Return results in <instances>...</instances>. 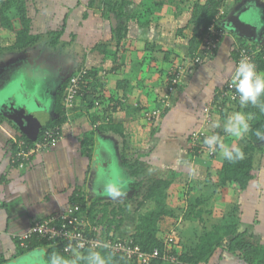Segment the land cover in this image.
<instances>
[{"label":"crops","instance_id":"obj_1","mask_svg":"<svg viewBox=\"0 0 264 264\" xmlns=\"http://www.w3.org/2000/svg\"><path fill=\"white\" fill-rule=\"evenodd\" d=\"M34 1L42 3L40 4V9H35V14L31 15L33 12L30 13V8H28L29 16L33 20V33L47 35L50 33L49 30L54 23L53 18L60 17L61 22L59 25L66 19L65 35L70 34L68 37H65V35L63 37L64 49L72 48L73 46L74 49H77V47L82 49L80 60L69 57L68 67L73 68L70 74L64 80L61 75L58 76L59 80L55 78L54 81L58 82V89L53 97L56 98L65 81H68L82 66L98 74L87 83L84 90V95L88 94L95 99V105L89 108L87 101L83 99L84 95L79 98L76 108L68 112L69 120L62 127V139L50 150L31 157L24 164V167L17 165V156L14 157L15 154H13V143L23 132L25 133V129L23 130L20 124L11 120V116L15 110H17L18 114L25 116V119H29L31 115L34 116L35 114L31 112L30 105L20 100L19 96L14 99V102L11 101L12 105L9 103L10 113L0 111V114L5 118L0 123V257L7 260L5 264L28 256L34 251L44 250L43 248H38L22 254L21 238L31 231L34 225L43 223L51 217H58V215L65 213L74 204L77 205V199L85 198L89 205L93 202L99 204L96 209L99 212L96 215L95 229L108 232L110 229L107 228L108 225L103 219L104 212L102 208H104V205L108 204L109 208L112 205L117 206L110 210L125 208L124 214H127V206L134 205V202H138L141 197L140 194L135 193L137 190H135L134 186H138V190L142 193L152 178L171 179L174 185L175 178L177 179L185 174L180 170L182 164L179 162L184 163L186 160L182 158L184 155L181 153L188 151L189 141L194 146V141L190 138L193 132L204 130L203 128L206 130L209 126L204 111L207 107L210 108L213 115L211 123L215 121L214 117H218L215 114L218 109L214 103L215 92L217 89L224 88L225 84L231 80L235 69L232 51L236 35L232 33H227L217 56L212 61L196 67H193L187 58L177 57L178 59H176L175 56L172 57L173 54L167 50L161 52V57L157 56L155 60H152L153 57L141 59L142 55L138 52L141 51L144 43L137 36L132 40L127 39V42L124 40L123 51L125 56L119 58L116 62L113 57L107 56L102 52L104 48L100 46H103V44L96 42L98 39L103 38L95 33L103 29L105 27V19L108 20L103 16L102 0H100V3H95V0ZM48 5H50L51 9ZM256 5L255 0H241L237 3V6L228 8L225 20L233 12L246 8L247 12L245 14L248 16L247 18H254L256 23L260 25L261 32H263V8H259ZM166 6L168 7V5H165L158 10L163 11ZM131 8L136 9L137 7L132 6ZM112 16L114 17V14H111L110 21H112ZM248 22L251 23L250 21ZM132 25L135 27L133 23L129 25L128 36H131ZM156 25L158 26L159 24L154 21L149 27L137 26V29H139L137 32L146 34L150 30L154 33L158 29ZM252 25L255 26V23ZM84 30L87 31L84 33ZM69 37L70 39L76 37L79 41L77 43L79 46L68 41L67 38ZM186 40L188 39L183 40L184 45H186ZM186 42L189 44L188 41ZM252 43L260 44L259 41H252ZM47 45L48 42L45 41L38 45L36 50L40 52L47 50ZM107 47L111 52L116 53L117 49L115 47H109L108 45ZM52 50L53 53L60 54L55 49ZM9 53H1L0 59H3ZM167 53L171 55L169 62L164 61ZM23 54L24 52L16 53L19 56L16 63H19L20 59L25 56ZM11 55L13 54L8 56L10 57ZM173 62L179 63V65L182 62L184 67L192 68L189 75L183 79L182 84L176 88L172 93L173 95H170L167 106H169L170 101L173 103L172 100H175V104L176 102L182 104L180 107L178 104L177 107L172 104L175 106L174 108L172 107L173 109L171 108L172 110H169V108L165 109L167 113L160 120L158 132L148 137L147 132L152 127V121H147L144 113L165 106L162 102V96L166 95V77L169 76L171 66L174 67ZM5 64L7 63L2 65L0 63V78L2 75L4 76L7 70L14 67L13 64L8 66ZM47 65L50 67L51 64L47 63ZM57 69L56 71L58 72L62 67L58 66ZM18 86L21 92L23 90L27 91L22 84L21 86L18 84ZM9 87L5 91L0 89V93H6L4 96H0V99L5 96H14L12 89L9 90ZM170 111L171 114H180L184 117L181 119L180 128L184 132L187 131V136L186 139H182V142L179 141L181 138L178 136L166 133V115ZM55 116L56 113L53 107L52 113L49 116L42 117L44 120H40L41 125L37 127L38 135L43 125L55 118ZM196 123L198 124L196 125L197 127H195ZM107 124L123 125L125 130L130 133L134 132L135 136H127L128 138L125 141L124 138L110 131V129L105 130V125ZM191 126L194 127L191 128ZM102 127L104 129L100 131L98 128ZM89 133H94L93 145L89 151H85L83 149L84 136ZM33 138L35 137L33 136ZM176 145H180V147L176 148ZM226 147L235 148L230 146L229 141ZM218 151L219 149L217 150V163L220 162L221 169L225 158L221 150ZM126 154L130 156L128 165L123 160V155L125 156ZM203 155L204 153L198 156L193 155L192 151L189 153V161L193 163L198 161L197 159H203ZM142 158L145 159L143 160ZM142 163L146 164V166H143ZM263 171L264 158H256L253 171L254 179L251 181L254 184L253 190H248L251 184L246 191L242 192L229 187L221 188L223 197L219 201L226 204H237L239 201L235 202V200H240V203L241 200H245L240 205L241 214L239 221L234 219L235 221L233 222H237L239 232H247L246 240L257 241L255 243L260 242L261 244H264V201H262L264 195H261V192H264ZM105 180H108L110 185L106 184ZM109 188L119 191L120 195L113 197L109 194ZM132 201L133 203L129 204ZM260 210H262L261 213H259ZM82 214L87 215V212L82 211ZM124 214L123 217L120 216V220L123 219L122 225L124 227H129L130 225L124 219ZM87 217L89 216L87 215ZM109 218L113 220L112 214H110ZM198 223L200 222L189 221L188 226H196ZM134 229L135 227L125 229L123 235H127V238H129L133 234ZM197 235L199 234L197 233ZM191 237H189L190 240H192ZM127 238L120 236V239ZM207 264L247 263L239 255L220 249L211 257Z\"/></svg>","mask_w":264,"mask_h":264},{"label":"trees","instance_id":"obj_2","mask_svg":"<svg viewBox=\"0 0 264 264\" xmlns=\"http://www.w3.org/2000/svg\"><path fill=\"white\" fill-rule=\"evenodd\" d=\"M227 1L180 0L178 2V0H102L104 8L103 16L110 19L111 14H114V17L119 20L120 23L115 29L113 28L114 37H118L116 53L114 54L111 52L107 45L100 47H103L104 50H102V52L107 56L113 57L114 61L123 58L125 54L124 51L121 50L120 44L128 36L129 25L134 23L140 27H149L154 22L153 14L155 10L161 9L164 5L170 4L176 6L179 9V13L185 12L186 9L192 10V20L190 25L179 30L177 35L183 39H188L189 49L186 58L189 61H187L191 63L193 67L205 64L212 61L217 56L221 45L220 43H222L227 33H230L223 28L221 24L228 14L227 7L229 6V3H227ZM236 1L239 3L241 0ZM132 6H136L137 8L134 11H131L129 8ZM14 13H16L20 21V29H16L15 27L11 16ZM123 21L126 23L124 24ZM65 33L66 19L62 21L57 30L50 32L47 35L34 34L33 20L29 16L27 0H0V40L4 44L3 47H1V51L4 53L26 52L45 41L48 42V46H50L51 49H55L62 44ZM235 37L236 41L232 51L234 68L236 67L239 58L237 50L249 46L255 49L259 46L256 43L247 45L246 39L238 36ZM217 41H219L218 44L213 48L212 45ZM155 59L156 58H152V60ZM170 60L171 55L170 53H167L164 57V61L169 62ZM182 62H180V65L179 63L173 62L174 67L169 73L165 91L166 95L164 96L173 95L172 93L182 84L183 79H185V77L191 72L192 68L190 69L187 67V69L182 65ZM254 64L257 71L264 74V46L254 60ZM180 70H183V74L181 75L180 81L175 84L173 79ZM89 75L95 78L98 74L95 71L90 70ZM232 80L233 77L225 84L224 88L217 89L215 92L214 103L219 110L225 111L233 108L235 105L237 106L239 104L238 107L241 105L239 99L231 102L226 96H223V93L227 91L230 85H232ZM67 84L68 81H65L56 95L54 105L56 113L55 118L46 122L39 135L35 138L23 132L13 143L14 157L18 155L23 147L20 146V141L25 142L27 145H33L35 141L41 140L47 129L63 127V125L68 122L69 117L64 102ZM172 89H174V91L171 92ZM233 90L236 91L235 88ZM164 96H162V99H164ZM83 99L87 101L89 108H92L95 105V99L90 95H84ZM260 105H264V96L259 99L258 105H247L245 112L251 116L250 127L245 139V144L237 147L243 151L244 157L234 161L225 159L222 168L218 172V182L211 186L212 191L210 193L212 195L216 194L219 189L226 187L241 192L246 191L251 181L254 179L253 171L255 168L256 156L259 154L264 155V149L260 146L262 140H259L256 136L257 130L264 132V110H261ZM157 110L159 113L152 120V127L148 132L146 131L148 137L153 136L158 132L160 120L164 116L162 108ZM152 111H146L144 117ZM224 116L227 117V114L225 113ZM4 119L5 118L0 114V123H2ZM105 126V130L110 129V131L115 132L124 138L125 141L128 138L127 136H135L134 132L130 133L125 130L123 125L107 124ZM98 129L101 131L104 128L102 127ZM93 137L94 133H89L84 136L83 149L85 151H89L92 147ZM204 140L205 138L194 143L193 155L198 156L205 151H209L210 153V149L204 144ZM218 149L219 146H217V150ZM217 150L213 156L217 154ZM129 158V155H123L124 163L127 165L130 161ZM142 165L146 166L144 163H142ZM208 180L207 183H210V178ZM172 185L173 181L171 179L152 178L148 182L145 191L142 193L138 190V186H134L136 188L135 190H137L135 193L141 195L138 200V205L135 207V211L138 212L147 201L154 202L156 208L149 210L145 214L139 215L133 234L129 238L121 240L129 241L132 245L140 247V249L147 255H152L155 250H158L159 256L151 259L149 264H207L211 257L220 249L239 255L247 264H264V244L246 240L247 232H239L237 222H230L228 216L222 223L215 224L210 229L205 228L199 235H197V232L194 236V241L189 245H184L182 248L178 249L175 244L177 242L174 241L173 243H169L168 238L170 230L163 228L162 221L167 216H175L172 212L168 211L166 207V201ZM206 192L209 191L207 190ZM207 201L208 200L205 198L195 199L191 203L189 210L186 212V220L202 223L205 212L200 207L205 206ZM76 202L82 206V210L87 212L91 222L94 223L96 221V215L99 212L96 210L97 205L99 204L93 202L89 205V203L85 201V198L77 199ZM102 211L104 212L103 219L106 221L108 229L111 228L113 224V220H110L109 218L110 214L122 215L125 213V209L122 207L118 208V210H110L108 204L104 205ZM122 222L123 219L119 220V226L117 227H120ZM111 239L114 238L111 237ZM64 245L65 243L61 245L55 241H42L36 236H33L28 241L24 243L21 242L20 246H23V248H21L22 254L38 248H43V259L48 264H50L51 255L53 253L64 257V259L69 261L70 264L72 261H75L76 264H88L87 257L94 250L86 249L75 259L62 250ZM95 251L100 252L101 255L105 257L108 264H142L137 260H128L122 254H117L106 249H98ZM5 263H7V260L0 257V264Z\"/></svg>","mask_w":264,"mask_h":264},{"label":"rangeland","instance_id":"obj_3","mask_svg":"<svg viewBox=\"0 0 264 264\" xmlns=\"http://www.w3.org/2000/svg\"><path fill=\"white\" fill-rule=\"evenodd\" d=\"M95 3H100V0H95ZM145 1V0H144ZM180 0H178L179 2ZM227 1V0H226ZM245 1V0H244ZM259 8L262 7V15L264 14V0H255ZM143 2V1H142ZM243 2V1H242ZM42 2H37L34 0H27V5L28 8H30V13L35 14V9H40V4ZM227 3H229L228 8H232L233 6H237V1L236 0H228ZM168 7H165V10L159 11L155 10L153 14V21H155L157 24V30L151 32L150 30L146 34H141L137 31V25L135 24L132 25V29L130 32L131 36H128V38L124 39L127 42V39H135L137 38L141 40L144 45H142L141 51L138 53H141V59H149L150 57L156 58L157 56L161 57L160 53L163 51H168L173 54L172 57H181V58H186L187 53H188V47H187V42L188 40L185 41V44L183 43V38L179 37L178 31L180 29H183L187 26L190 25L191 20H192V10L191 9H186L185 12L179 13V9L175 7H170L174 5L167 4ZM49 8L51 9L50 5H48ZM165 6V5H164ZM134 11L135 8H129V10ZM158 9V8H157ZM238 11H242L238 10ZM247 12V11H246ZM255 12V11H253ZM225 13V11H224ZM234 13V12H233ZM231 14V12H230ZM245 18L248 19L252 24L255 23V27L259 28V31L262 35L263 38L259 40V42L264 43V31L260 28V25L256 23V20L254 18H247L248 16L243 13ZM15 24L16 29L21 28L20 21L16 15V13L11 15ZM263 17V16H261ZM115 24L116 27L120 23L119 20H117L115 17ZM54 23L51 25L50 32H53L58 29L59 23L61 22L60 17H54L53 18ZM59 21V22H58ZM125 24L126 22L123 21ZM134 24V23H133ZM112 21L109 19H105V27L95 33L97 36L102 37L103 39H98L96 42H100L99 44L103 45H108L109 47H115L117 49V43H118V37H114V31L112 30ZM80 27V26H79ZM139 27V26H138ZM87 30H84V33ZM136 31V32H134ZM80 34V33H79ZM70 34H66L65 37H68ZM81 37V36H80ZM83 37V36H82ZM86 37V36H85ZM84 37V38H85ZM68 41L72 42V44H76L79 46V41L76 37H72L70 39L67 38ZM122 41L121 45V50H123V43L125 41ZM44 43V42H43ZM247 45L252 44V41H247ZM42 44V43H41ZM2 41H0V54H6L3 51H1V47H3ZM64 42L62 41V44L55 48L58 53H53V50L51 49L50 46L47 45V50H41L37 51L36 49L38 46L30 51L24 52L23 56L19 63L17 62V59H19V56L16 55V53L11 52L7 54V56L3 57V59H0L1 65L3 63H7L5 65L13 64L14 67L12 69H9L5 72L4 76H1V82H0V89L1 91H5L9 86V90L12 89L13 94H16L19 96L20 100H23L27 104L30 105L31 112L35 115H39L42 117L49 116L52 113V109L54 107V95L57 93V83L54 81L55 78L58 79L59 75H61V78L64 80L72 71L73 68L68 67V63L70 58H75V60H80L81 54H82V49H74V46L72 48H65L63 47ZM114 45V46H112ZM189 46V44H188ZM187 47V48H186ZM81 48V47H80ZM187 52V53H186ZM8 53V52H7ZM78 53V54H77ZM11 55L10 57L8 55ZM9 58V59H8ZM47 63H50L47 65ZM12 66V65H11ZM58 66H61L62 69L60 71L58 70ZM157 67V66H156ZM82 68V66H81ZM173 69V66H171V70ZM54 70V71H53ZM165 74V73H164ZM165 77L164 75H162ZM162 78V77H161ZM168 79V77H166ZM230 79V78H229ZM59 80V79H58ZM18 84H22L27 91L19 90ZM6 85V86H5ZM13 85V87H11ZM56 91V92H55ZM25 92V93H24ZM6 93H0V96H4ZM11 96V95H10ZM5 98H8L5 96ZM173 103L170 101L169 106H164L162 108V113L166 114L167 111L165 109L169 108V110L173 107H177V104L180 105L182 103L176 102L175 100H172ZM14 102V100H13ZM9 103L12 105L11 102H8L6 104V107L4 110L10 112L9 110ZM174 104L175 106H173ZM239 105V104H238ZM234 106L233 108L229 110H219L217 109L215 114L218 117H214L215 121L213 123L209 124V126L206 128H203L206 133H209L210 135H217L220 140L227 146V142L229 141L230 146H233L237 148L240 145L245 144V139L248 134L245 133L242 138H236L232 136L229 133H226L224 130V124L227 121V118L231 115H233L236 112H241L244 113L245 116H250L245 112L246 106L240 105ZM76 106L70 110H74ZM172 108V109H173ZM171 109V110H172ZM41 111V112H40ZM227 114V117L224 116V114ZM42 114V115H40ZM180 114H171L168 113L166 115V133L168 135H174L178 136L181 138L179 141L182 142V139H186L187 136V131H182L180 128V123L182 122L181 119H183ZM250 120H248L249 127H250ZM197 123L195 124V127H197ZM194 126H191L193 128ZM191 138V136H190ZM218 146V145H217ZM176 148H179L180 145H176ZM190 147V149H189ZM193 144H191V141H189L188 144V151L182 152L181 154L184 155L182 157L183 159H186L184 163L179 162L182 164L180 170L183 171L185 174L182 177H178L177 179L175 178V183L173 185V188L171 189L168 199L166 201V207L168 211L172 212L174 217L167 216L164 218L162 221L163 228L166 230H170V235L173 234V232H177L178 238L175 240L176 246L179 248H182L184 245L186 246L187 244H191L194 241V236L195 233L198 232L200 234L201 232L204 231L205 228L210 229L213 225L222 223L225 221L226 217L228 216V219H230V222L233 221H239V216L241 214V208L240 205L244 203L245 200H235V202L239 201V203H231V204H226V203H221L219 202L221 198L223 197V190L220 189L217 191L216 194H211V186L215 183L218 182V172L220 170L221 164L220 162L217 163V155L211 156L209 151H205L204 155L202 156L203 159H197L198 161H189V153L193 151ZM262 147H264L262 145ZM186 149V148H185ZM264 149V148H263ZM191 151V152H190ZM220 151V149H219ZM218 151V152H219ZM256 158H264L263 154H259L256 156ZM143 160L145 158H142ZM192 170H194L192 172ZM114 172V171H113ZM264 177V171L262 174ZM210 178L211 182L207 183L209 181L208 179ZM262 180V179H261ZM106 184L110 185L108 180H105ZM251 187L248 189L249 191L253 190L254 184L251 182ZM264 184V181H263ZM209 192H206V191ZM132 194V193H130ZM133 195V194H132ZM261 195H264V192H261ZM197 198H205L207 199V204L203 207H200L201 209L204 210V220L201 223H198L196 226H188L189 221L186 220V212L189 210V207L191 203L197 199ZM193 199V200H192ZM241 199V198H240ZM138 200V199H137ZM262 201H264V197L262 198ZM133 203L130 202L129 204ZM138 205V202H134V205L127 206V214H124V219H126V222L130 225L129 227H124L122 224L119 226L117 225L118 221L120 220V216L123 217V214H115L112 215L113 219V224L112 227L109 228L108 232L101 231L100 229H95V222L92 223L91 226V231L95 234H101L102 236H109L113 237L114 239H120V236L127 238V235H123V232L125 229H131L132 227L134 228L135 225L138 222V216L141 214H145L151 209L156 208V204L152 201H147L144 206L137 212L134 210V207ZM117 207L115 205H112L110 209ZM125 209V208H124ZM250 209V208H249ZM250 211V210H249ZM262 210L259 211L261 213ZM235 219V220H234ZM100 220V219H99ZM107 227V226H106ZM108 228V227H107ZM129 233V232H128ZM192 236V237H191ZM189 237L192 238V240L189 239ZM257 242V241H255ZM259 242V241H258ZM260 243V242H259ZM223 251V250H222ZM17 263L15 264H48L44 259L42 255H28L25 257H21L20 259L15 260ZM13 261V262H15ZM12 263V262H11Z\"/></svg>","mask_w":264,"mask_h":264},{"label":"built area","instance_id":"obj_4","mask_svg":"<svg viewBox=\"0 0 264 264\" xmlns=\"http://www.w3.org/2000/svg\"><path fill=\"white\" fill-rule=\"evenodd\" d=\"M218 42L219 41L214 43L212 47L215 48ZM263 46L264 43H261L255 49L249 46L247 48L237 50L239 58L236 65H238L242 58H247L250 62L254 63L258 53L262 51ZM89 72V69L83 67L77 70L69 78L64 101L67 112L76 106L79 98L84 95L87 83L93 79V77L89 75ZM182 74L183 70H180L176 74L173 79L175 84L180 81ZM233 89L234 86L230 85L227 91L223 93V96H226L231 102L239 99V94ZM172 91H174V89H172L171 92ZM169 99L170 95L164 96V99H162L165 106H167ZM204 111L206 114V121L210 124L213 118L211 110L207 107ZM158 113V110H154L149 112L145 118L147 121H152ZM209 136L210 135L203 130L196 131L191 134V138L194 143ZM62 137V127H54L47 129L41 140L33 143V145H27L25 142L20 141V146L23 147L17 155V165H19V167H24V164L28 162L31 157L50 150L58 144ZM214 147L215 150H210V155H213L217 150V145ZM91 226L92 222L86 214H82L81 206L74 204L65 213L58 215V217H51L43 223L34 225V228L21 238V242L24 243L31 237L36 236L38 239L43 241H55L61 245L65 243L62 250L75 259L78 258V256H80L86 249H92L94 251L98 249H106L117 254H122L128 260H137L142 264H149L151 259L159 256L158 250H155L152 255H147L140 249V247L132 245L129 241L111 239L109 236H102L100 234L97 235L91 231ZM177 235V232H173L172 235H169L168 242L173 243L178 238Z\"/></svg>","mask_w":264,"mask_h":264},{"label":"clouds","instance_id":"obj_5","mask_svg":"<svg viewBox=\"0 0 264 264\" xmlns=\"http://www.w3.org/2000/svg\"><path fill=\"white\" fill-rule=\"evenodd\" d=\"M232 86H234L236 92L239 93V102L242 106L248 104L258 105L259 99L264 96V74L257 71L254 63L250 62L247 58H242L234 69ZM260 107L261 110H264V105H260ZM249 119H251V116L246 117L244 113L236 112L227 118L224 124V130L226 133L238 139L242 138L244 134L249 131ZM256 136L259 140L264 141V132L257 130ZM204 144L207 145L210 150H215L214 146L218 145L224 158L229 161L242 159L244 157V153L240 148H227L217 135L206 137ZM109 194L116 197L120 195V192L113 188H109ZM87 260L88 264H108L105 257L102 256L100 252L96 251L91 252ZM50 264H70V262L64 259V257L53 253L51 255ZM71 264H76V262L72 261Z\"/></svg>","mask_w":264,"mask_h":264},{"label":"water","instance_id":"obj_6","mask_svg":"<svg viewBox=\"0 0 264 264\" xmlns=\"http://www.w3.org/2000/svg\"><path fill=\"white\" fill-rule=\"evenodd\" d=\"M246 9V8H245ZM244 8L242 9V11H237L234 12L228 19H226L223 23L222 26L223 28H225L228 32L239 36L243 39L249 40V41H253V42H257L259 41V39L262 38V35L260 34L259 28L253 26L251 23L248 22L247 19L244 18V14L247 10H245ZM112 24L113 27L116 28V24H115V19L112 16ZM18 98V96L16 94H14V96H10L8 98H2L0 99V111H6L4 110V108L6 107V104L8 102L13 101L14 99ZM17 109V108H15ZM17 110L12 111L14 112L12 114V118L11 120H13L14 122L20 124V126L23 128V130L25 129V133L27 135H31L36 137L38 134V128L41 125L40 120H44V118H42V116H33L31 115L29 119H25V116L18 114V112H16ZM8 112V111H6ZM10 113V112H9ZM28 123V124H27ZM264 141H262L263 143ZM44 252V250H37L34 251V253L30 254V255H42ZM25 257V256H24ZM20 259V258H19ZM17 263V261L9 263V264H15Z\"/></svg>","mask_w":264,"mask_h":264},{"label":"flooded vegetation","instance_id":"obj_7","mask_svg":"<svg viewBox=\"0 0 264 264\" xmlns=\"http://www.w3.org/2000/svg\"><path fill=\"white\" fill-rule=\"evenodd\" d=\"M38 141H39V140H38ZM35 142H37V141H35ZM262 145L264 146V142H263V143H261V145H260V146L262 147ZM262 148H264V147H262Z\"/></svg>","mask_w":264,"mask_h":264},{"label":"bare ground","instance_id":"obj_8","mask_svg":"<svg viewBox=\"0 0 264 264\" xmlns=\"http://www.w3.org/2000/svg\"><path fill=\"white\" fill-rule=\"evenodd\" d=\"M224 22V21H223ZM222 24V23H221ZM221 44V43H220ZM261 44V43H260ZM221 46V45H220ZM220 48V47H219Z\"/></svg>","mask_w":264,"mask_h":264}]
</instances>
